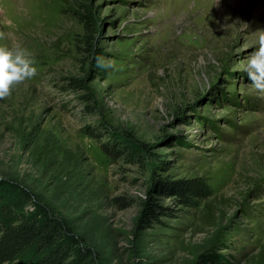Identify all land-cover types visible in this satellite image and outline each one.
Listing matches in <instances>:
<instances>
[{"label": "rangeland", "instance_id": "374dc122", "mask_svg": "<svg viewBox=\"0 0 264 264\" xmlns=\"http://www.w3.org/2000/svg\"><path fill=\"white\" fill-rule=\"evenodd\" d=\"M234 4L0 0V45L37 67L0 97V182L67 220L96 264H264V92L242 70L264 7ZM87 126L148 143L145 161L112 160ZM196 177L211 193L194 206L157 187Z\"/></svg>", "mask_w": 264, "mask_h": 264}, {"label": "trees", "instance_id": "16d2710c", "mask_svg": "<svg viewBox=\"0 0 264 264\" xmlns=\"http://www.w3.org/2000/svg\"><path fill=\"white\" fill-rule=\"evenodd\" d=\"M83 18V17H82ZM92 26L87 23L84 31L85 42L90 45ZM100 51V50H99ZM71 84L79 88V80ZM86 109L93 110L91 97L83 95ZM83 133L96 139L112 160L123 159L128 164L145 161L150 145L133 142L129 137L110 131V138L102 141L103 132L83 127ZM101 134V135H99ZM158 189L163 194L175 195L176 201L185 206L197 205L198 200L210 195L211 188L202 177L170 183L158 179ZM158 191V192H159ZM146 202V208L154 214L164 213V207L153 201ZM31 191L15 183L0 182V264H96V254L83 245V240L64 218H60L47 206L32 203ZM116 202L122 198H114ZM127 206L130 203H125ZM169 214V212H168Z\"/></svg>", "mask_w": 264, "mask_h": 264}, {"label": "clouds", "instance_id": "9594fccd", "mask_svg": "<svg viewBox=\"0 0 264 264\" xmlns=\"http://www.w3.org/2000/svg\"><path fill=\"white\" fill-rule=\"evenodd\" d=\"M256 47L242 65L252 85L264 92V28L254 31ZM37 67L29 50L19 42L0 45V97L8 96L16 83L35 76Z\"/></svg>", "mask_w": 264, "mask_h": 264}, {"label": "bare ground", "instance_id": "6f19581e", "mask_svg": "<svg viewBox=\"0 0 264 264\" xmlns=\"http://www.w3.org/2000/svg\"><path fill=\"white\" fill-rule=\"evenodd\" d=\"M234 2H235V4L232 6V8L234 7L235 11H238L242 7H244V8L251 7L254 11H261L264 7V5L262 4V0H234ZM221 4H222V7L225 6V3H223V1Z\"/></svg>", "mask_w": 264, "mask_h": 264}]
</instances>
